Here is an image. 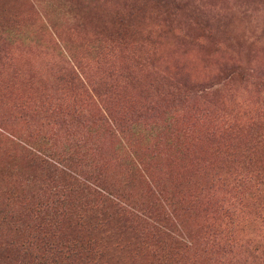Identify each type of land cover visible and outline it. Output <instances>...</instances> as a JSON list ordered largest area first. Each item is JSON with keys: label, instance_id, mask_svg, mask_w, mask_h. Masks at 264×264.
I'll list each match as a JSON object with an SVG mask.
<instances>
[{"label": "rangeland", "instance_id": "obj_1", "mask_svg": "<svg viewBox=\"0 0 264 264\" xmlns=\"http://www.w3.org/2000/svg\"><path fill=\"white\" fill-rule=\"evenodd\" d=\"M52 259L264 264V0H0V264Z\"/></svg>", "mask_w": 264, "mask_h": 264}, {"label": "trees", "instance_id": "obj_2", "mask_svg": "<svg viewBox=\"0 0 264 264\" xmlns=\"http://www.w3.org/2000/svg\"><path fill=\"white\" fill-rule=\"evenodd\" d=\"M69 202V201H67ZM40 207H38L39 209ZM42 209V207L40 208ZM36 212H42V210H36ZM46 215V214H45ZM45 246L47 247V249L50 251V250H53L56 252V254L59 255V257H63L64 259L65 258H68L70 257L71 255L74 254V246L70 244H66V243H58V244H52V243H49V242H45ZM55 259H52L51 263L52 264H63L62 261H53Z\"/></svg>", "mask_w": 264, "mask_h": 264}]
</instances>
